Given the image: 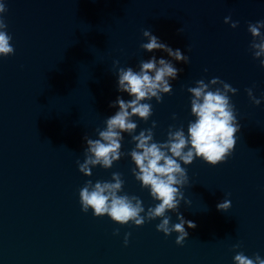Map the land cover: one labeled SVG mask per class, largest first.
I'll list each match as a JSON object with an SVG mask.
<instances>
[{
    "label": "clouds",
    "instance_id": "clouds-1",
    "mask_svg": "<svg viewBox=\"0 0 264 264\" xmlns=\"http://www.w3.org/2000/svg\"><path fill=\"white\" fill-rule=\"evenodd\" d=\"M7 11L5 4L0 3V14ZM224 22L230 23L231 17H225ZM238 21L231 22L230 26L236 28ZM8 25L0 15V57H8L15 53L11 44L12 36L8 34ZM264 20L248 24V32L253 37L250 44L253 58L260 60L264 67ZM181 32V30H178ZM147 42L140 47L146 52L162 51L168 57L177 62L189 63V57L180 49H172L162 42L150 29L142 32ZM119 61H114L118 65ZM182 71L177 69L171 60L152 56L148 60H141L139 71L132 67H120L118 69L117 87L119 92L127 93L131 99L124 100L121 97L110 104V107L118 105L119 110L105 120L106 127L97 129L98 138L84 137L86 148L84 161H77L79 171L87 177L92 176L91 169L101 166L104 169L112 168L114 162L119 161L125 153L121 151L123 134L131 136L135 147L128 153L135 164L132 173L135 179L141 183L142 188L150 190L153 200L159 201L154 207H149L145 212L143 202L135 195H121L124 180L118 172H114L111 181L92 180L85 182L79 190L81 210L87 213L89 209L95 217L107 215L119 225L134 224L143 226L148 221L160 218L156 225L157 231L166 237L176 233L175 243L183 245L189 236L187 229H195L197 225L191 220L185 219L179 211L181 201L185 200L182 189L188 185L189 178L186 168L194 159L200 158L211 166H216L232 154L236 145V133L240 131L237 122L235 107L231 103L230 95H235L237 89L224 82L219 77H214L207 83L201 79L196 81L195 87H189L191 94V114L195 117L187 126V134L184 128L169 127L167 139L164 142H155L153 128L144 129L138 135H134L138 127L132 117L147 121L152 115V105L145 101L153 98L157 103L162 102L164 94H171L172 85L169 82L178 77ZM206 71V70H205ZM250 100L259 105L260 99L253 95L251 88L246 89ZM175 119V116L173 117ZM187 203V201H185ZM231 207L229 200L217 204V210L227 212ZM168 212H175L178 223H170ZM187 226V227H185ZM114 235H119V229L114 230ZM130 233L125 234L124 243L127 245ZM234 245L233 248H239ZM234 264H264V258L255 254L249 258L242 251L234 255Z\"/></svg>",
    "mask_w": 264,
    "mask_h": 264
}]
</instances>
